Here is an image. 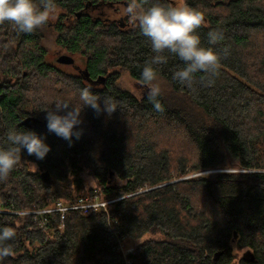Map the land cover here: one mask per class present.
I'll use <instances>...</instances> for the list:
<instances>
[{
  "label": "trees",
  "instance_id": "trees-1",
  "mask_svg": "<svg viewBox=\"0 0 264 264\" xmlns=\"http://www.w3.org/2000/svg\"><path fill=\"white\" fill-rule=\"evenodd\" d=\"M100 1L129 3L55 0V19L32 33L0 24V149L11 146L9 129L34 131L51 148L43 160L22 150L0 182V203L27 209L85 193L122 196L110 209L116 222L102 210H73L60 231L55 213L43 227L0 214V229L16 230L14 254L0 264H126L111 227L132 244L131 264H264V0H184L204 14L197 34L201 46L220 55V67L214 84H202L201 72L189 89L173 79L184 63L165 53L167 63L154 66L168 87L159 97L163 112L147 94L137 97L118 84L120 72L142 83L143 67L155 54L132 22L120 26L84 14ZM138 3L143 10L171 0ZM212 30L224 39L209 44ZM45 32L70 55H83L86 77L97 86L45 62ZM85 87L100 95L101 107L109 96L121 108L97 115L83 107ZM57 101L81 110L83 133L71 147L47 129L46 110ZM27 117L33 120L22 123ZM153 126L179 128L190 154L171 144L158 147ZM212 169L219 171L200 173ZM42 171L56 184L44 183ZM84 171L94 180L88 189L80 179Z\"/></svg>",
  "mask_w": 264,
  "mask_h": 264
},
{
  "label": "clouds",
  "instance_id": "clouds-1",
  "mask_svg": "<svg viewBox=\"0 0 264 264\" xmlns=\"http://www.w3.org/2000/svg\"><path fill=\"white\" fill-rule=\"evenodd\" d=\"M146 2V0H145ZM57 14L55 0H0V24L9 22L20 33H32L47 25ZM126 14L131 22L138 26L143 36L151 42L152 52L155 54L145 63L141 73L142 83L147 87V98L153 108L158 112L164 111V106L159 97L162 88L158 82L157 71L154 66L166 64L170 53L178 57L184 67L175 71L173 79L180 84L194 89L196 74L204 73L201 81L205 86L214 84L213 77L218 75L220 67V55L211 47L201 46L200 36L197 34L205 23L204 14L187 4L176 6H164L153 4L151 7L141 10L138 0H129ZM209 44H216L224 39L219 30L208 33ZM228 49H224L227 55ZM101 97L90 88L80 90V100L83 107H91L97 115L106 112L111 115L116 109L121 108L122 102L104 96L103 107L99 103ZM45 117L47 129L58 137L67 140L72 146L73 137L79 140L83 130L78 126L83 123L81 110L67 102L57 101L53 110H46ZM63 113V114H62ZM7 139L10 147L0 149V182L8 180L21 158L22 150L43 160L51 148L45 143L44 138L34 131H17L9 129ZM16 230L12 227L0 229V262L14 254L13 244Z\"/></svg>",
  "mask_w": 264,
  "mask_h": 264
},
{
  "label": "rangeland",
  "instance_id": "rangeland-1",
  "mask_svg": "<svg viewBox=\"0 0 264 264\" xmlns=\"http://www.w3.org/2000/svg\"><path fill=\"white\" fill-rule=\"evenodd\" d=\"M178 4H181V5L185 4V1L184 0H171V6H176ZM126 8L127 6L121 5L122 12H119L118 14H114L112 12L113 11L112 6L101 5L93 13H89L91 12V9H92V7L89 5L86 11L87 13L91 14V16L97 15L98 13H101L102 15L110 14L112 19L115 18L116 20H120L122 16L126 15ZM54 19L55 17L51 19L49 23L52 22ZM129 25H131V23H127V25L125 26H129ZM44 47H45V62L52 64L69 74L81 76L82 79L86 81L88 85L90 86L94 85V83L92 81H89L86 77L85 59L83 55L71 54L72 56H74L72 57L73 61L71 63L58 62L56 59L59 55L69 54V53L55 42L54 36L50 32H45ZM158 82L161 85L162 93L167 94V90H168L167 85L163 81H158ZM118 84L120 85V87L130 91L137 97H142L143 95H146L148 91L147 87L143 83L132 79L126 72H120ZM94 86H97V85H94ZM153 127L157 129L153 128V136L152 135L150 136L153 137V140L155 142H157L158 147L171 144V146L177 147L179 152L190 154V151H189L190 146L188 144V140H186L185 134H183L182 132H179L180 131L179 128H177L178 129L177 130L175 126H162V127L153 126ZM205 171H208V170H205ZM213 171H219V169H214ZM200 173H203V172H200ZM80 179L85 188L88 189L90 186H94V180L91 177V175L87 173V171H84L81 173ZM89 194L85 193L84 195H81V196L83 197L89 196ZM130 246H132V244H130Z\"/></svg>",
  "mask_w": 264,
  "mask_h": 264
},
{
  "label": "built area",
  "instance_id": "built-area-1",
  "mask_svg": "<svg viewBox=\"0 0 264 264\" xmlns=\"http://www.w3.org/2000/svg\"><path fill=\"white\" fill-rule=\"evenodd\" d=\"M213 170L204 171L203 173H209ZM122 196L115 198H101L98 194L93 193L89 196H80L72 202H64L62 199H58L53 202L51 205L45 207L37 208H27V209H16L13 206L4 207L0 203V214H11L20 217H29L31 221L39 226L43 227L47 225L50 221V218L54 213L58 215V228L60 231L64 229V220L67 215V212L73 210H79L84 213L91 210H102L109 218L112 223L116 222V219L113 215L110 214L111 205L120 199ZM113 236L117 239L122 254L125 257V263L131 264V260L128 258L127 254L133 251V247L127 245L123 237L120 236L119 231L116 227H111Z\"/></svg>",
  "mask_w": 264,
  "mask_h": 264
},
{
  "label": "flooded vegetation",
  "instance_id": "flooded-vegetation-1",
  "mask_svg": "<svg viewBox=\"0 0 264 264\" xmlns=\"http://www.w3.org/2000/svg\"><path fill=\"white\" fill-rule=\"evenodd\" d=\"M101 5L112 6L113 7V11L112 12L114 14H118L119 12H122L121 5L128 6V3L126 1L114 2V3L113 2L109 3V2H105V1H100V2H98L96 4L90 3V6L92 7V9H91V12H89V13H93ZM89 13H87V11L85 9L84 14L85 15L87 14V15L91 16V14H89ZM91 17L96 18V19H103V20H105L107 22L113 20L115 22H118V24L120 26H125V25H127V23L131 22V20H130V18H129V16L127 14L125 16H122L120 18V20H116L115 18L112 19L110 14L109 15L108 14L102 15L101 13H98L97 15H93ZM121 20H123V21H121ZM70 56H72V55H70ZM72 57H74V56H72Z\"/></svg>",
  "mask_w": 264,
  "mask_h": 264
},
{
  "label": "water",
  "instance_id": "water-1",
  "mask_svg": "<svg viewBox=\"0 0 264 264\" xmlns=\"http://www.w3.org/2000/svg\"><path fill=\"white\" fill-rule=\"evenodd\" d=\"M76 15L79 16V13H77ZM56 60L58 62H61V63H71L73 61V58H72V56H70L68 54H62V55H59ZM32 120H33L32 117H27L22 121V123L28 124ZM40 177H41L42 181L46 184H56V182L50 177V175L48 174L47 171L40 172ZM218 254H219V252L214 254V259H216Z\"/></svg>",
  "mask_w": 264,
  "mask_h": 264
}]
</instances>
